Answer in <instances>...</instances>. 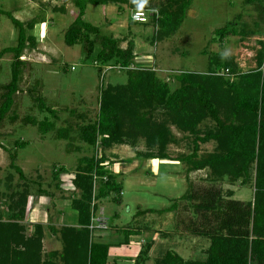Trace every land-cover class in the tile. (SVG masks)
I'll return each instance as SVG.
<instances>
[{
    "label": "trees",
    "instance_id": "1",
    "mask_svg": "<svg viewBox=\"0 0 264 264\" xmlns=\"http://www.w3.org/2000/svg\"><path fill=\"white\" fill-rule=\"evenodd\" d=\"M117 1L62 0L71 2L77 9L63 39L68 46L81 44L83 59L98 64L99 74L102 68L124 69L126 81L100 86L98 110L93 120L69 109L65 125L57 126L59 112L46 103L38 89L40 80L35 79L27 94L31 107H36L40 117L31 113L30 108L19 120L25 126L36 127L41 137L50 134L54 139L66 140L73 150L94 149L99 141L104 149L127 145L133 149L135 158L173 159L185 165L186 191L167 208L139 210L137 215H161L177 210L181 204L188 207L194 217L184 225L185 231L208 238L209 244L203 259H185L173 249H167L154 259V264H264V39L258 42L262 48L255 55L256 64L252 69L240 70L231 55L202 50L209 54L207 72L178 73L175 75L177 85L172 88L154 69L135 67L130 47L121 49L116 38L84 19L88 5H108ZM262 1L245 0L259 6ZM191 4L192 0H129L134 9H157L158 14L153 16L157 23L153 40L175 34ZM58 10L64 11L63 7ZM260 12L264 15V4ZM0 14L8 17L17 31L16 44L0 50V57L12 54L10 79L0 84L1 127L6 119L11 123L18 120L14 102L26 64L20 56L23 49L36 46V38L27 34V30L40 20L22 21L1 8ZM236 20L217 28L212 42L222 44L226 36L235 34L255 36L258 20L253 22L254 28L238 27ZM73 116L80 122L72 121ZM171 126L191 137L189 153L170 157L167 148L175 141ZM75 135L85 145H75ZM207 142L214 143L212 150L201 152L200 144ZM27 143L21 137L13 140L12 148L0 142V148L8 153L9 168L20 180L13 183V171L9 169L3 180L5 191L0 192V264H118L108 256L110 246L129 244L131 235L150 228L145 224L146 229L142 226H136V230L124 229V238L119 241L94 237L95 230H103L89 228L97 203L105 198L119 202L122 193V182L109 170L104 154L78 158L71 183L79 195L73 196L70 202L71 209L77 213V223L61 227L48 224V230L59 238L62 248L44 253L43 225L35 224L33 231L28 233L23 222L30 185L35 182L26 177L16 160ZM198 170H207L203 184L189 178L191 172ZM64 171V166L53 168L52 180L56 181V186ZM223 181L248 186L252 189V198H232L233 191H223L220 186ZM38 191L48 194L39 183ZM2 205H6V220L2 219ZM117 231L120 235L122 230ZM169 234L168 231L160 233L162 238H169ZM152 243L150 240L142 244L130 264H145Z\"/></svg>",
    "mask_w": 264,
    "mask_h": 264
},
{
    "label": "rangeland",
    "instance_id": "2",
    "mask_svg": "<svg viewBox=\"0 0 264 264\" xmlns=\"http://www.w3.org/2000/svg\"><path fill=\"white\" fill-rule=\"evenodd\" d=\"M263 4V1L259 6L245 0H192L177 32L162 40L152 39L157 30V23L153 17L155 14L147 23L131 22L130 12L134 8L129 5V0H119L108 5H88L84 19L100 26L104 34L116 38L121 49L130 47L135 67L154 69L157 75L168 81L173 88L177 85L175 75L178 73L207 72L209 54L202 53V50L207 53L222 52L231 55L240 70L252 69L256 64L255 55L262 48L258 42L264 39V15L260 12ZM59 7H63L64 11H59ZM0 8L10 11L14 17L22 21L31 18L40 20L32 29L27 30V34L36 38V46L23 49L20 56L26 64L19 82L20 90L15 95L14 110L18 120L11 123L6 119L2 123L0 142L7 148H12L16 137L28 141L18 152L16 160L26 177L35 182L30 185L23 222L28 233L33 231L35 224L43 225V252L61 251L62 248L59 238L48 230V224L61 227L77 223V213L69 206L72 197L79 195L78 191L73 190L74 186L71 183L74 168L79 157L96 153L98 157L104 154L109 170L121 180L122 193L119 202L105 198L97 203L94 214L103 212L107 219V228L104 231L95 230L94 237L100 239L105 232L109 233L108 230L114 225L120 226L122 231L118 236H121L122 240L124 229L136 230V226L150 228V231L144 230L145 233L131 235L133 242L129 246L112 248L110 250L112 258L117 257V262H122V259L119 260L120 255L134 258L141 250V245L152 238L154 247L149 253L150 264H154V259L160 257L168 248H173L185 259H203L209 239L185 231L184 225L194 219L188 207L179 204L178 209L173 212L137 215L139 210L167 208L186 191V171L183 163L173 159H157L152 163L148 159L135 158L133 149L127 145H114L104 149L99 141L94 149L83 147L81 150H73L67 146L66 140L54 139L50 134L41 137L36 127L25 126L19 120L30 108L31 113L40 117L36 107H31L32 102L27 94L35 79L40 80L41 86L38 89L46 103L54 106L59 112L57 126L65 125L64 121L69 119L67 111L69 109L84 113L87 118L93 120L98 110L100 86L108 82L126 81L124 69L102 68L100 76L98 64L83 59L81 44L73 46L65 44L64 32L77 14L73 4L62 0H0ZM150 9L157 11L156 8ZM237 15L240 17L237 18ZM233 19H237L238 27L251 28H254L253 22L258 20L259 27L255 36L241 37L235 34L226 36L222 44L212 42L214 31ZM16 39L15 27L8 17L0 14V50L14 46ZM11 60V53H5L0 57V84L10 79ZM71 120L80 122L75 116L71 117ZM171 129L175 141L167 148L170 157L175 158L179 154L189 153L192 149L191 137L181 133L174 126H171ZM73 137L75 145L79 147L85 145L76 135ZM213 146V142L200 144V151H210ZM8 164V153L0 148V192L5 191L3 180L10 169ZM59 166H64L65 171L60 173L59 185L56 186V181L52 180V170ZM206 174L207 170L193 171L189 178L195 183L203 184L202 180ZM12 180L16 184L20 181L14 171ZM38 183L48 194H41L38 191ZM220 186L223 191L232 189V196L234 195L235 199L252 198V189L241 186L238 182L230 184L223 181ZM5 206L2 205L1 208L3 220H6ZM162 231L171 234L158 252L155 242L162 240L160 235Z\"/></svg>",
    "mask_w": 264,
    "mask_h": 264
},
{
    "label": "crops",
    "instance_id": "3",
    "mask_svg": "<svg viewBox=\"0 0 264 264\" xmlns=\"http://www.w3.org/2000/svg\"><path fill=\"white\" fill-rule=\"evenodd\" d=\"M119 146H121V145H119ZM149 161H152V163H155L156 162V160L157 159H148ZM230 190H232V189H230ZM234 196V195H233ZM233 196H232V198H233ZM235 199V198H234ZM70 206V205H69ZM72 225H76V223L75 224H72ZM106 229V228H105ZM120 229V226H118V225H114V226H112L111 228H110V230H108V232L109 233H107V232H105L104 233V235L101 237V238H103V239H106L107 241L109 240H112V239H114V240H116V241H119L120 240V237L121 236H118L119 234H118V231L117 230H119ZM103 231H104V229H103ZM150 231V230H149ZM142 233V232H141ZM143 233H145V232H143ZM149 233V232H148ZM150 234H152V233H150ZM140 236V235H139ZM151 240H152V238H151ZM165 240V241H164ZM166 241H168L167 240V238H162V240H156V242H155V247L157 248V250H158V252H159V249L160 248H162V244H164ZM133 241L131 240V237H130V242H129V244H122V245H112V246H110V248H109V253H108V256H109V258L111 259V260H115L116 262H117V257L115 258V257H113L112 258V256H110V250L112 249V248H114V249H118V248H120L121 246H129L131 243H132ZM159 243V244H158ZM154 244H152V246H151V248H150V250H149V252H148V257H149V259L148 260H146L145 261V264H150V263H148V261H150L151 260V256H149V253H151L152 252V248L154 247L153 246ZM168 249H170V248H168ZM173 249V248H172ZM44 251V250H43ZM178 253V252H177ZM162 255V254H161ZM136 257V256H135ZM134 257V258H135ZM134 258H132V257H126V256H123V255H120V258H119V260H121L122 262H117L118 264H130L131 262H132V260L134 259Z\"/></svg>",
    "mask_w": 264,
    "mask_h": 264
},
{
    "label": "built area",
    "instance_id": "4",
    "mask_svg": "<svg viewBox=\"0 0 264 264\" xmlns=\"http://www.w3.org/2000/svg\"><path fill=\"white\" fill-rule=\"evenodd\" d=\"M153 14H158L154 9L136 8L130 12V19L135 23H147ZM107 219L104 217L103 212H99L97 215L92 213L91 223L89 228L93 229H105L107 228Z\"/></svg>",
    "mask_w": 264,
    "mask_h": 264
}]
</instances>
